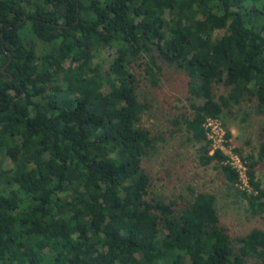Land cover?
Instances as JSON below:
<instances>
[{
  "label": "trees",
  "instance_id": "trees-1",
  "mask_svg": "<svg viewBox=\"0 0 264 264\" xmlns=\"http://www.w3.org/2000/svg\"><path fill=\"white\" fill-rule=\"evenodd\" d=\"M157 60L186 76L198 163L237 184L203 124L242 101L264 115V0H0V264H264V229L230 238L212 193L145 198L157 139L138 125L131 68L154 86ZM259 138L255 153L234 150L252 214L264 212Z\"/></svg>",
  "mask_w": 264,
  "mask_h": 264
},
{
  "label": "rangeland",
  "instance_id": "rangeland-1",
  "mask_svg": "<svg viewBox=\"0 0 264 264\" xmlns=\"http://www.w3.org/2000/svg\"><path fill=\"white\" fill-rule=\"evenodd\" d=\"M222 31H216L220 34ZM111 50H101L100 58L108 61ZM144 58L141 59V61ZM156 85H150L144 76L142 67L134 64L131 70L137 81V98L142 104L138 125L147 129L157 140L154 150L144 156L141 167L149 178L146 199L172 201L181 206L193 192L205 191L215 197V209L219 223L225 227L230 238L241 236L251 228L264 229V212L252 214L245 201L235 189H243L238 182L231 184L225 180L217 165L213 162L201 165L197 159V145L188 140L181 120L188 115V95L186 76L183 71L160 63ZM214 96L223 94L225 89L214 86ZM214 124L224 149L237 155L255 153L260 130L264 128V115L255 109L254 100L242 101L232 107L229 113H223ZM228 136H225V131ZM210 146V145H209ZM8 159H3V166ZM255 178L264 189V161L254 167ZM247 188V187H246Z\"/></svg>",
  "mask_w": 264,
  "mask_h": 264
},
{
  "label": "built area",
  "instance_id": "built-area-1",
  "mask_svg": "<svg viewBox=\"0 0 264 264\" xmlns=\"http://www.w3.org/2000/svg\"><path fill=\"white\" fill-rule=\"evenodd\" d=\"M215 119L206 118L204 122V128L206 130V137L210 142L209 146V153H212L214 149H218L226 156L227 163L235 169L237 176H238V182L242 185V188L247 187V177H246V166L244 164V161L241 160V158L232 153L229 149H224L223 145L221 144L220 135L221 133H218L216 130V126L214 124Z\"/></svg>",
  "mask_w": 264,
  "mask_h": 264
}]
</instances>
